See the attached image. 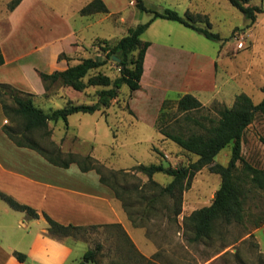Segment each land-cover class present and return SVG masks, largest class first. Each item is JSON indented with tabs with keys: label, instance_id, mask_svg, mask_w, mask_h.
Segmentation results:
<instances>
[{
	"label": "rangeland",
	"instance_id": "374dc122",
	"mask_svg": "<svg viewBox=\"0 0 264 264\" xmlns=\"http://www.w3.org/2000/svg\"><path fill=\"white\" fill-rule=\"evenodd\" d=\"M10 1L0 0V38L11 30L7 18ZM91 1H29L26 16L13 18L9 39L14 49L17 41L21 47L31 49L47 40L45 46H54L45 48L39 56H28L27 61L37 58L41 63H51L50 53L56 49L59 63L53 64L50 72L91 57L106 58L107 62L89 71L83 79L85 83L98 74L111 79L119 76L116 61L107 57L108 50L128 33L129 28L148 21L152 14L138 10L135 0H103L107 12L82 15L81 9ZM263 2L250 0L249 3L260 5ZM144 3L148 9L159 12L169 8L183 16L188 11L196 24L209 25L222 40H210L176 21L156 19L140 37L151 42L140 89L131 92L122 86L107 109L91 114H71L67 125L62 119L50 121L49 135L34 130L26 138L49 151L50 142H54L63 157L68 152L94 157L104 166L103 173L115 187L128 216L141 225L145 237L156 248L150 258H139L137 253L129 251L127 244H111L108 252L99 253L102 262L103 254L107 253L108 260L116 264H264V223L255 227V222L264 219L263 189L244 182L243 222L217 220L207 236L192 241L194 231L189 215L211 203L220 186V175L210 172L208 166L197 171L190 187L182 192L179 203L178 194L171 197L160 193L161 187L171 181L170 176L155 173L149 179L136 170L139 164L152 163L179 168L198 159L197 155L162 135L159 127L185 135L191 131L200 132L197 122L209 124V118L218 119L219 109L232 106L239 93L247 94L255 104L261 101L264 95L261 91L264 85V13L257 14L253 25L247 27L248 21L229 0H144ZM30 21L35 24L31 30ZM136 55L137 51L132 54ZM196 67L204 71L200 84L206 82V92L190 93L199 99L206 97L205 103L198 110L183 113L177 110V100L183 94L180 90L187 79L186 73L188 76ZM27 72L31 75L29 70ZM100 88L88 85L83 90H75L56 83L48 92L44 89L42 93L32 94V100L36 107L51 112L69 104L94 103ZM2 97L11 108L15 107L7 93ZM164 100L167 103L161 110ZM161 111L167 115L158 120ZM6 124L21 137V117L14 116L11 122L7 119ZM231 147V144L224 147L213 163L226 166ZM241 156L242 161L264 170V117L259 113L243 133ZM242 161L238 162L240 169ZM114 171L117 173L112 177L110 172ZM178 206L180 210L176 213ZM93 234L84 229L73 230L70 235L93 237Z\"/></svg>",
	"mask_w": 264,
	"mask_h": 264
},
{
	"label": "trees",
	"instance_id": "16d2710c",
	"mask_svg": "<svg viewBox=\"0 0 264 264\" xmlns=\"http://www.w3.org/2000/svg\"><path fill=\"white\" fill-rule=\"evenodd\" d=\"M20 2L21 0H11L7 5L8 10H14ZM229 2L243 14L248 21L247 27L253 25L257 14L264 13V2L260 5L250 4V0H229ZM135 7L140 11L150 12L152 16L148 21L129 28L128 33L121 37L108 50L107 57L111 59L113 56L119 58V61L115 62L120 71L119 76L111 79L105 74H98L90 77L85 83L83 79L89 71L98 69L107 62L106 58L94 59L91 57L85 58L77 64L69 65L63 70H54L51 73L38 72L46 92L56 83L70 86L75 90H83L88 85L101 86L96 91L97 99L94 103L69 104L62 108L54 109L51 112H45L34 105L31 93L20 91L11 84L0 82V104L4 116L9 122L14 119V116H19L23 120L20 132L21 137L16 135L17 132H15L12 126L8 124L3 125V131L17 146L33 149L41 154L49 163L59 167L67 168L70 164H76L82 171L95 170L99 174L100 181L111 188L116 197H119V195L113 184L109 182L103 173L104 166L94 157L91 155L81 156L73 152H68L66 157H63L62 151L54 142H50L51 150L49 151L28 140L26 135L34 130H42L45 135H49L48 123L50 121L56 122L62 119L67 125V118L71 114L78 112L91 114L107 109L110 107L112 100L118 97L122 86H126L131 92L138 90L143 73L145 53L150 45L148 41H143L140 37L153 20L157 18L176 21L210 40H222L218 33L210 30L209 25L203 27L196 24L193 17L187 13L182 16L177 11L169 8L164 9L162 12L151 10L145 6L144 0H135ZM98 12H107V6L103 0H92L81 9L82 15ZM135 51H137V55L133 57L132 54ZM3 63L4 58L0 49V65ZM261 91L264 94V85L261 86ZM3 93H7L11 97L15 104L14 108H11L5 102L2 97ZM166 103V100H164L161 110L165 107ZM202 107L203 104L200 100L191 93H185L177 100V110L183 113L198 110ZM258 113L264 117V95L261 101L255 104L247 94L239 93L235 97L232 106H223L219 109L218 119L209 118V124L197 122L201 128L200 132L191 131L185 135L184 133H173L159 127L158 130L162 135L175 142L184 150L197 155L198 159L188 166L179 168L164 167L162 164L153 163L136 166V170L148 176L149 179L155 173H164L170 176L172 178L171 181L161 187L160 193L168 194L171 197H175L178 194L179 203L182 192L190 187L191 180L197 171L208 166L210 172L220 175V186L215 191L211 203L193 210L189 215V221L194 231L192 241H198L202 237L207 236L214 222L217 220L225 223L243 222L245 217L243 202L245 194L244 182H249L254 187L264 190V170L242 161L241 156L243 133ZM166 115L164 111H161L158 120H162L163 116ZM186 117L189 119L188 116ZM229 144L232 147L227 165L213 163L215 156ZM240 161L243 163L241 169L238 166V162ZM238 172H241L242 175ZM116 173L117 171L110 172V175L115 177ZM0 199L4 200L12 208L25 212L29 218L38 217L35 209L26 204L19 203L12 196L1 191ZM179 210L180 206H178L176 213ZM45 217L48 222V233L52 236L70 235L71 231L80 229V227L72 225H61L47 215ZM262 223H264V219L255 222V227H260ZM100 250L101 245L96 244L93 249H89L84 253L82 260L78 264H99L100 259L98 255ZM17 257L19 260L24 259V255L20 253H17Z\"/></svg>",
	"mask_w": 264,
	"mask_h": 264
},
{
	"label": "crops",
	"instance_id": "0c3cea01",
	"mask_svg": "<svg viewBox=\"0 0 264 264\" xmlns=\"http://www.w3.org/2000/svg\"><path fill=\"white\" fill-rule=\"evenodd\" d=\"M29 1L34 3V0H21L14 10L9 11L7 18L11 30L0 38L4 58L0 65V82L23 92L38 94L44 91L38 72L51 73L52 65L59 62L56 49L50 53L51 63H41L37 58L27 61L28 56H39L45 48L53 45L45 46L47 40L31 49L23 46V50L18 41L14 49L9 39L13 32V18L26 16ZM186 13L191 15L188 11ZM28 26L31 30L35 24L30 21ZM145 57L141 78L146 74ZM187 73L188 82L183 83L186 88L180 92L205 91L206 82L200 84L204 71L196 67L188 76ZM205 98L198 99L204 104ZM6 122L0 104V191L35 209L38 217L29 218L25 212L0 199V264H78L84 253L96 244L101 245L100 253L108 252V246L119 243L127 244L129 251L137 253L139 258H150L155 253V245L145 237L141 225L128 216L120 198L100 181L95 170L82 171L76 164L59 167L49 163L37 151L17 146L3 131ZM45 215L61 225L87 229L94 233L93 237L52 236L48 233ZM17 253L23 254L24 259L19 260ZM103 255V262L100 260L99 264H116L108 260L107 253Z\"/></svg>",
	"mask_w": 264,
	"mask_h": 264
},
{
	"label": "water",
	"instance_id": "95a60500",
	"mask_svg": "<svg viewBox=\"0 0 264 264\" xmlns=\"http://www.w3.org/2000/svg\"><path fill=\"white\" fill-rule=\"evenodd\" d=\"M113 60H115L116 62H118L119 61V58L113 56Z\"/></svg>",
	"mask_w": 264,
	"mask_h": 264
}]
</instances>
